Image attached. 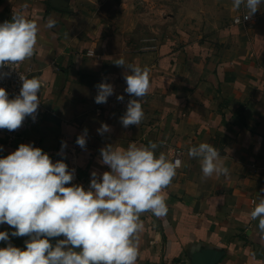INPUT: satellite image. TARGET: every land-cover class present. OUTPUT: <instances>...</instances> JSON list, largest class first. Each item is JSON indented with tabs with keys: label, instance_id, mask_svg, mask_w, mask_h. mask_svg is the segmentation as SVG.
<instances>
[{
	"label": "crops",
	"instance_id": "crops-1",
	"mask_svg": "<svg viewBox=\"0 0 264 264\" xmlns=\"http://www.w3.org/2000/svg\"><path fill=\"white\" fill-rule=\"evenodd\" d=\"M232 2L0 0V23L20 13L39 25L24 68L42 82L44 109L14 147L0 139V158L31 143L75 169L71 184L87 190L92 171H110L99 163L100 149L109 144L155 142L157 155L170 160L180 147L181 166L165 190L167 215H141L137 264H264V239L248 215L264 197V3L249 21L234 23L247 10L233 11ZM49 16L58 21L51 30L45 28ZM121 57L150 69L144 119L127 128L115 99L135 97L125 92L127 69L114 64ZM101 82L114 87L105 104L95 102ZM105 123L111 131L100 135ZM85 129L82 149L76 140ZM202 142L219 150L227 177H203L199 159L188 156ZM10 239L24 248L28 237Z\"/></svg>",
	"mask_w": 264,
	"mask_h": 264
},
{
	"label": "clouds",
	"instance_id": "clouds-1",
	"mask_svg": "<svg viewBox=\"0 0 264 264\" xmlns=\"http://www.w3.org/2000/svg\"><path fill=\"white\" fill-rule=\"evenodd\" d=\"M264 0H233V11L243 6V19H251ZM58 21L49 16L45 28L51 30ZM39 25L20 13L11 21L0 23V68L23 63L35 52ZM54 34V33H53ZM127 69L125 92L131 97L120 118L122 126L139 125L144 119L142 99L151 87L150 69L127 63L123 57L114 63ZM5 74L0 73V78ZM19 94L9 98L0 87V129H19L27 117L36 119L41 100L38 93L42 82L37 77L20 76ZM95 102L107 103L114 87L107 82L97 86ZM119 101L123 95L117 96ZM111 128L102 124L97 132L108 133ZM87 129L76 144L82 149L87 143ZM67 145L62 141L61 152ZM159 145L149 142L127 148L107 145L100 149L110 171H92L88 189L71 184L75 169L69 170L63 160L53 162L48 153L31 143L0 158V225L13 231H0V264H137L139 233L143 229L141 215L151 212L155 217L168 213L166 189L181 166L180 159L170 160L164 152L157 155ZM2 150V149H0ZM190 158H198L204 178L214 174L229 175L219 150L202 142L188 149ZM71 185V186H66ZM264 193V188L260 189ZM248 214L258 221L259 235L264 239V197ZM25 247L14 246L10 237H25ZM56 239L55 244L51 241ZM251 259L256 260L255 254ZM260 264V262H256Z\"/></svg>",
	"mask_w": 264,
	"mask_h": 264
},
{
	"label": "built area",
	"instance_id": "built-area-1",
	"mask_svg": "<svg viewBox=\"0 0 264 264\" xmlns=\"http://www.w3.org/2000/svg\"><path fill=\"white\" fill-rule=\"evenodd\" d=\"M245 15V14H244ZM234 16L233 17V22L234 23H243L248 20L243 19V16ZM24 63H20L18 65L13 64L11 66H5L3 68H0V73L5 74L3 78H0V87H3L7 90L9 94V98H14L19 94L20 88L22 87V81L20 80V76H27L28 77V71L24 68ZM124 96L123 101H119L116 97L115 99V104L117 105L118 109L125 112L126 107H127V102L129 99H132L126 95ZM41 100V99H40ZM99 109H97L98 111ZM44 109H43V104L42 100L38 108V112L36 115L35 121H33L32 117H27L23 125L14 131H9L7 129H0V139L9 147H14L16 143L20 142L25 134L37 123L40 122L42 115H43ZM183 150L180 147H177L174 149V157L173 160L175 159H180L182 157ZM262 170H264V165L262 167ZM76 176V174H75Z\"/></svg>",
	"mask_w": 264,
	"mask_h": 264
},
{
	"label": "rangeland",
	"instance_id": "rangeland-1",
	"mask_svg": "<svg viewBox=\"0 0 264 264\" xmlns=\"http://www.w3.org/2000/svg\"><path fill=\"white\" fill-rule=\"evenodd\" d=\"M144 3H145V2H144ZM146 3H147V4H146ZM146 3H145V6H148V3H149V1H148V2H146ZM142 9H144V8H142ZM145 9H148V8H147V7H145ZM142 11H144V10H142ZM147 12H148V14H149V12H150V11H149V10H147ZM150 13H151V14H154V12H152V11H151ZM168 14H170V13H168ZM153 33H154V32H153Z\"/></svg>",
	"mask_w": 264,
	"mask_h": 264
},
{
	"label": "water",
	"instance_id": "water-1",
	"mask_svg": "<svg viewBox=\"0 0 264 264\" xmlns=\"http://www.w3.org/2000/svg\"><path fill=\"white\" fill-rule=\"evenodd\" d=\"M56 239H59V238H53L51 242H52L53 244H55Z\"/></svg>",
	"mask_w": 264,
	"mask_h": 264
}]
</instances>
